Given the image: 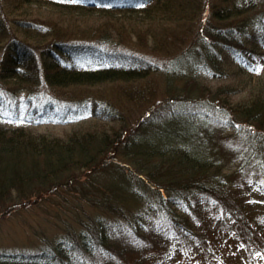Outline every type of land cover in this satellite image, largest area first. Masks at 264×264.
Listing matches in <instances>:
<instances>
[{
  "label": "trees",
  "instance_id": "16d2710c",
  "mask_svg": "<svg viewBox=\"0 0 264 264\" xmlns=\"http://www.w3.org/2000/svg\"><path fill=\"white\" fill-rule=\"evenodd\" d=\"M90 1L0 0V107L24 93L38 121L94 100L92 120L63 135L0 120V217L51 194L80 218L59 243L0 264H264V81L246 75L264 49L242 39L264 24V0H206L213 15L200 24L203 0ZM149 36V53H165L155 65L77 62L109 45L137 54L131 43ZM236 67L235 86L204 81ZM151 93L138 114L110 100Z\"/></svg>",
  "mask_w": 264,
  "mask_h": 264
},
{
  "label": "rangeland",
  "instance_id": "374dc122",
  "mask_svg": "<svg viewBox=\"0 0 264 264\" xmlns=\"http://www.w3.org/2000/svg\"><path fill=\"white\" fill-rule=\"evenodd\" d=\"M203 2L204 9L198 19L199 24L200 22H207L208 18L213 15L211 11V8L213 6L207 5L208 3H206V0H203ZM210 2L215 5L219 3V0H210ZM250 22L248 24L246 23L247 26L245 27L247 28L242 35V39L245 42V45L250 48L261 47L262 49H264V24ZM144 37L147 38V36ZM150 37L152 36H149L146 42L143 43L141 42V40H139L138 43L135 40L131 43L132 47H138L137 50H140L137 51V54H123L116 51L115 49H112V51L110 52V50L107 51V48L104 47L96 48L97 52L95 51L94 53L97 55L100 54L98 56H101L103 54H107V52H110V55L112 53V55L115 54L118 57V64L140 65L143 67H149L150 65H155L162 62L165 54L164 51L158 54L156 53L155 55L149 53H153V51H151L153 48L149 45L152 43V39ZM111 47L112 46H110V48ZM78 55V60H80L84 64L94 61V58L87 54ZM236 69H238L239 73L236 74V71H232L230 77L228 78L219 79L209 76L205 78L204 81L212 89L220 86H235L238 84L237 78L240 77V75L245 74L244 72L240 71L242 68L236 67ZM247 71L248 72H246V75L251 76L254 83H258V80L264 81V66L257 65V68ZM251 73H253V75ZM145 86L147 87L148 85ZM160 94L161 92H157V97L160 96ZM24 98L25 95L21 94L18 106L16 107L17 109L14 107H12V109L0 107V120H5L10 124L25 125L28 129H30L31 132L36 134L46 132L56 135H63L67 132H71L82 123H88L92 120L90 118L92 117V112H94L93 99L90 100L89 106L86 110H73L69 112V114L66 115V120L68 119L69 121L56 122V120L60 116L58 113L63 114L62 111H58L56 114L57 118L54 121L44 120L43 122H37L36 120L30 119V117H28V110L30 106L25 102ZM121 99L111 97L110 100L116 105L122 107L121 110H127L131 112L134 111L136 114L144 111L147 105H151V103L154 104L155 102V98H153L152 93L148 96V100H146L148 101V104L146 102L142 104V102H139V99H135L133 102H131L127 98L121 97ZM15 110L17 111L15 112ZM78 119H81L83 121L80 122L78 121ZM109 159L110 161H112L113 157ZM44 197L45 198H33L28 202H24L23 206L1 215L0 255H3V253H5L9 255L23 254L25 256H30L32 254L41 253L49 248L50 245L59 243L65 238L68 230V224L71 221H75L74 224L76 226H79L77 223L80 218L75 220V216L73 215V211L71 210V206L75 204L73 199L70 198L68 201L60 200L59 198H57V195L53 196L51 194ZM83 208L86 210L88 209V206L85 205L83 206ZM81 212L83 215H85L84 210H82ZM162 218L163 220L158 217V220L156 222L161 227H163V224L167 222L165 216H163ZM80 228H82V225H80ZM153 250H151V252ZM179 257L183 258V261H179V264H205L202 261H197L195 263L189 262L186 258L184 259L182 254L178 256V260H180ZM77 258L78 260L88 259L81 252H77V255L75 253L73 261H75Z\"/></svg>",
  "mask_w": 264,
  "mask_h": 264
},
{
  "label": "bare ground",
  "instance_id": "6f19581e",
  "mask_svg": "<svg viewBox=\"0 0 264 264\" xmlns=\"http://www.w3.org/2000/svg\"><path fill=\"white\" fill-rule=\"evenodd\" d=\"M7 122V121H6ZM8 123V122H7Z\"/></svg>",
  "mask_w": 264,
  "mask_h": 264
}]
</instances>
